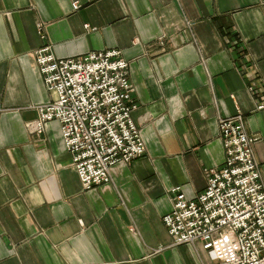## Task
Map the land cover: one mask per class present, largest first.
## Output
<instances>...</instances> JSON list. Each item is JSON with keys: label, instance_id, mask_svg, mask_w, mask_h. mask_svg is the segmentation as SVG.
I'll return each mask as SVG.
<instances>
[{"label": "crops", "instance_id": "1", "mask_svg": "<svg viewBox=\"0 0 264 264\" xmlns=\"http://www.w3.org/2000/svg\"><path fill=\"white\" fill-rule=\"evenodd\" d=\"M74 4L78 9H74ZM120 50L145 154L84 190L36 60ZM252 88V90H250ZM264 0H0V264H214L164 224L226 160L244 117L264 186Z\"/></svg>", "mask_w": 264, "mask_h": 264}, {"label": "built area", "instance_id": "2", "mask_svg": "<svg viewBox=\"0 0 264 264\" xmlns=\"http://www.w3.org/2000/svg\"><path fill=\"white\" fill-rule=\"evenodd\" d=\"M36 60L54 99L38 108L35 129L41 133L45 123H60L84 190L110 183L115 165L145 154L132 119L137 104L129 63L120 50L63 60L46 46L37 51ZM257 109L264 110V102ZM220 130L225 163L208 172L206 189L195 199L176 189L164 224L174 246L199 243L214 264H264V186L254 154L257 139L248 134L240 114L223 119Z\"/></svg>", "mask_w": 264, "mask_h": 264}]
</instances>
